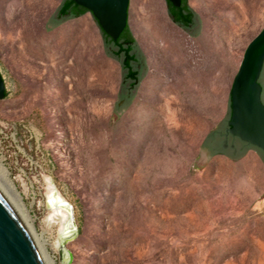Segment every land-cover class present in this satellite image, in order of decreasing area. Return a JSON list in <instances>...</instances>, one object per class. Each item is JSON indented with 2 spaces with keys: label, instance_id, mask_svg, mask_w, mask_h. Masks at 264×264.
<instances>
[{
  "label": "rangeland",
  "instance_id": "obj_1",
  "mask_svg": "<svg viewBox=\"0 0 264 264\" xmlns=\"http://www.w3.org/2000/svg\"><path fill=\"white\" fill-rule=\"evenodd\" d=\"M0 0V171L55 264H264V164L201 144L224 118L264 0H128L146 72L116 118L121 68L89 13ZM264 104V68L261 72ZM59 205V206H58ZM70 255V258L68 257Z\"/></svg>",
  "mask_w": 264,
  "mask_h": 264
},
{
  "label": "water",
  "instance_id": "obj_2",
  "mask_svg": "<svg viewBox=\"0 0 264 264\" xmlns=\"http://www.w3.org/2000/svg\"><path fill=\"white\" fill-rule=\"evenodd\" d=\"M74 4L84 8L93 18L100 33L101 32L115 42L127 26L128 0H72ZM165 4L170 3L173 7L179 8L181 0H164ZM167 9V5H166ZM168 15V12H167ZM196 15V14H195ZM170 19L171 16L168 15ZM197 20L195 26L189 31L188 35L195 37L199 33L200 22ZM104 44V42H103ZM136 44V43H135ZM105 46V44H104ZM137 50L141 55L140 79L146 72L145 61L141 51L136 44ZM110 57L111 50L105 46ZM113 58V57H112ZM115 59V58H113ZM120 85L115 107L112 112V118L116 119L128 106L132 100L138 82L134 87L124 78V70L121 66ZM264 66V27L247 44L243 54L240 66L235 74L228 94L227 108L224 118L217 124L216 130L210 132L201 144V150L205 155L212 154L208 152L207 145H211L210 140L218 131H225L227 122V134L237 138L241 142L254 147L264 154V105L261 100L262 89L258 84L261 72ZM4 83L0 76V100L4 98ZM229 116V119H228ZM215 136V135H214ZM206 145V146H205ZM250 149V148H248ZM232 158L225 155L231 161L242 157ZM253 150L264 164L263 156ZM214 155V154H213ZM70 258V255L68 254ZM0 264H41L34 243L24 228L22 222L11 209L8 203L0 195Z\"/></svg>",
  "mask_w": 264,
  "mask_h": 264
},
{
  "label": "trees",
  "instance_id": "obj_3",
  "mask_svg": "<svg viewBox=\"0 0 264 264\" xmlns=\"http://www.w3.org/2000/svg\"><path fill=\"white\" fill-rule=\"evenodd\" d=\"M167 12L168 15L172 17V20L174 23L181 25L182 27H190L191 25H194L196 23L197 17L195 13L192 11V9L188 6L187 0H181V5L179 8L173 7L170 3H167ZM88 13L84 8L77 6L73 3L72 0H63L59 9H58V16L61 18H77L84 14ZM103 42L106 47H109L111 50V56L117 60L120 61L121 66L124 70V78L127 82H130L131 84H134L139 81L140 79V70H137L135 66L137 64L141 63V55L139 51L137 50L135 41L131 35V33L128 30V27L126 26L123 32L120 34L118 39L113 42L110 38H108L106 35H104L102 32ZM264 68V66H263ZM258 84L260 85L262 89L263 94V85L261 83V75L258 80ZM135 85H133L134 87ZM262 94H261V100H262ZM6 97V92H4V98ZM263 103V100H262ZM264 105V104H263ZM229 119V116H228ZM227 122L225 125V131H218L213 136V138H222L223 135L227 130ZM206 146V145H205ZM212 145H207L208 148H211V154H217L218 152H221L225 154V151L221 148V145H218L217 147H211ZM248 148H254L247 144L243 145V148L238 156H231L232 158L239 157L243 154V152ZM255 149V148H254ZM258 151L264 158V154Z\"/></svg>",
  "mask_w": 264,
  "mask_h": 264
},
{
  "label": "bare ground",
  "instance_id": "obj_4",
  "mask_svg": "<svg viewBox=\"0 0 264 264\" xmlns=\"http://www.w3.org/2000/svg\"><path fill=\"white\" fill-rule=\"evenodd\" d=\"M0 195L4 198V200L8 203L11 209L15 212L17 217L22 222L24 228L30 235L36 251L38 253L41 264H55L54 261L48 256L43 242H40L36 236L34 235L30 224L27 223V219L22 213V205L20 202V198L16 193L12 184L8 181L6 175L0 171ZM59 206V205H58Z\"/></svg>",
  "mask_w": 264,
  "mask_h": 264
},
{
  "label": "flooded vegetation",
  "instance_id": "obj_5",
  "mask_svg": "<svg viewBox=\"0 0 264 264\" xmlns=\"http://www.w3.org/2000/svg\"><path fill=\"white\" fill-rule=\"evenodd\" d=\"M58 18H61V17H58ZM170 18V17H169ZM172 24L175 25L176 27H178L179 29H182V30H185V31H189L191 28H193L195 26L194 25H191L190 27H182L181 25L179 24H176L173 22L172 19H170ZM140 67V64H137L135 66V68L137 70H140L139 69ZM130 84V87H133V85H135L136 83L134 84H131L130 82H128ZM210 143H211V147H217L218 145H221V148L225 151V154L221 153V152H218L217 154L219 155H230V156H238L243 148V145L245 143L241 142L240 140H238L237 138L235 137H232L230 136L229 134L225 133L223 135L222 138H212L210 140ZM250 149H254V148H250ZM208 152L211 153V148H208Z\"/></svg>",
  "mask_w": 264,
  "mask_h": 264
}]
</instances>
